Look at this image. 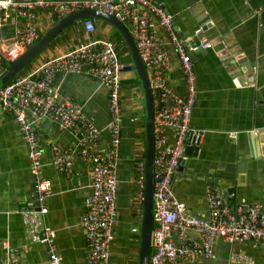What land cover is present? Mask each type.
I'll return each instance as SVG.
<instances>
[{"label": "crops", "instance_id": "0c3cea01", "mask_svg": "<svg viewBox=\"0 0 264 264\" xmlns=\"http://www.w3.org/2000/svg\"><path fill=\"white\" fill-rule=\"evenodd\" d=\"M175 20L182 39L211 42L208 49L194 54L198 94L192 115V128L202 133L198 150L188 152L179 167L174 193L196 216L209 214L206 190L209 180L218 189H232L233 204H264V0H156ZM12 15V23H16ZM129 31L131 27L126 24ZM110 23L97 19L95 31L85 32L75 23L32 61L26 71L73 50L90 40L110 39L117 43L120 58L132 59L124 39ZM122 37V36H121ZM159 37L166 39L163 31ZM215 44V42H217ZM214 44V45H213ZM238 57L254 66L248 77L234 76L231 60ZM131 64V63H126ZM123 123L120 150V187L116 238L111 246V264H139L144 201H137L135 179L138 164H145L146 121L141 84L135 70L122 74ZM168 86L185 96L186 82L172 52V67L166 76ZM55 88L61 95L84 107L100 128L110 122L108 90L88 75H58ZM42 141L44 178L51 182L49 212L41 219L57 234V253L63 264H88L87 243L80 221L86 198L92 193L93 178L89 161L79 154L69 176L52 164V146L74 148L77 138L54 122L37 124ZM173 142L175 132L168 131ZM259 140V142H258ZM105 131L99 151L110 147ZM188 142V143H189ZM258 142V143H257ZM215 186V188H217ZM35 199L28 147L12 116L0 118V264H48V246L35 242L31 225L20 213ZM135 230H137L135 232ZM213 256L184 264H264V244L257 241L229 244L218 239Z\"/></svg>", "mask_w": 264, "mask_h": 264}, {"label": "built area", "instance_id": "2783aa9c", "mask_svg": "<svg viewBox=\"0 0 264 264\" xmlns=\"http://www.w3.org/2000/svg\"><path fill=\"white\" fill-rule=\"evenodd\" d=\"M83 11L102 12L125 25L129 24L150 78L155 147L150 264H184L210 258L218 239L229 244L249 241L264 244V204H233L226 200L221 190L209 186L206 190L209 214L196 216L174 193L177 171L187 160V144L192 137L195 146H200L203 135L192 128L198 94L193 56L200 49L210 48L212 43L201 42L197 46V40L182 39L174 17L156 0H0V29L13 33L12 38L0 37V80L8 70V63L21 58L59 21ZM12 15H15L16 23H12ZM96 21L90 17L78 23H82L85 32L91 34L95 31ZM159 31L164 32L166 39L159 37ZM172 52H175L186 82L185 96L167 84ZM128 65L121 61L120 50L114 41L90 40L49 59L33 71L25 69L0 88V118L12 116L15 119L29 150L35 199L20 213L31 225L33 240L48 246V264H63V259L57 253L55 230L41 223L49 212L47 201L52 194V186L43 174L46 164L37 124L45 120L54 122L77 138L74 148L52 146V164L61 174L69 176L73 172L77 154L90 162L93 190L85 200L80 221L87 243V263L111 264L120 187L122 74ZM70 74L88 75L108 90L110 122L105 128H100L87 116L81 104L63 97L55 88L54 81L58 75ZM169 130L175 132L173 142L170 141ZM105 131L109 132L111 142L109 150L101 152L99 147ZM135 186L137 201H144L146 168L143 161L138 164Z\"/></svg>", "mask_w": 264, "mask_h": 264}, {"label": "water", "instance_id": "95a60500", "mask_svg": "<svg viewBox=\"0 0 264 264\" xmlns=\"http://www.w3.org/2000/svg\"><path fill=\"white\" fill-rule=\"evenodd\" d=\"M96 18L104 20L110 23L114 28L118 30L127 44L130 53L132 55V63L128 65L123 71H132L135 70L139 82L141 84L143 99H144V113L146 121V152H145V168H146V189H145V200H144V213L142 219L141 227V249L139 254V264H150V256L152 251V230L154 226L153 219V209H154V167L153 161L155 156V147H154V104H153V92L151 88L150 78L147 74V71L144 67V64L140 58V55L137 51L135 41L132 37L131 32L125 24L117 20L112 16H108L102 12L98 11H83L78 14H72L66 18L59 21L55 26H53L46 34L43 35L41 40L34 46H32L21 58L15 62L8 63V70L3 75L0 80V88L8 84L13 78L18 74L24 71L32 61L37 57L41 56L46 49L56 40L61 33L66 31L69 27L73 26L75 23L86 19V18ZM4 39L12 38L13 33H8L5 28L0 29V37ZM197 46H200L201 41H195ZM218 43L215 42V44ZM214 45V44H213ZM201 51V49H200ZM231 65L233 67L234 76L238 77H248L254 73V66L249 61L238 57L237 59L233 58L231 60ZM172 101L169 100V105L172 106ZM192 137L190 138V142ZM190 142L187 144V155L188 152L192 149L196 151L198 148H194L190 145ZM259 142V140H258ZM257 142V143H258ZM199 146V145H198ZM209 186H217L216 182L209 180ZM218 189V186H217ZM233 190L228 189L223 194L228 201L229 196L233 195Z\"/></svg>", "mask_w": 264, "mask_h": 264}, {"label": "trees", "instance_id": "16d2710c", "mask_svg": "<svg viewBox=\"0 0 264 264\" xmlns=\"http://www.w3.org/2000/svg\"><path fill=\"white\" fill-rule=\"evenodd\" d=\"M119 38L121 39V40H123V38L121 37V35H119ZM121 61L124 63V64H126V63H132V59H128V61L126 62V61H123L122 59H121Z\"/></svg>", "mask_w": 264, "mask_h": 264}, {"label": "rangeland", "instance_id": "374dc122", "mask_svg": "<svg viewBox=\"0 0 264 264\" xmlns=\"http://www.w3.org/2000/svg\"><path fill=\"white\" fill-rule=\"evenodd\" d=\"M37 58H38V57H37ZM37 58H36V59H37ZM36 59H35V60H36Z\"/></svg>", "mask_w": 264, "mask_h": 264}]
</instances>
